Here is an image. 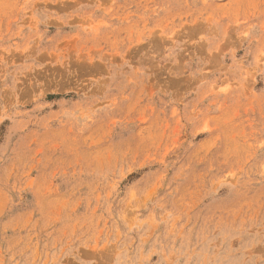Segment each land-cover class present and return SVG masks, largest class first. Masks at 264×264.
Returning a JSON list of instances; mask_svg holds the SVG:
<instances>
[{"label": "rangeland", "instance_id": "obj_1", "mask_svg": "<svg viewBox=\"0 0 264 264\" xmlns=\"http://www.w3.org/2000/svg\"><path fill=\"white\" fill-rule=\"evenodd\" d=\"M0 264H264V0H0Z\"/></svg>", "mask_w": 264, "mask_h": 264}]
</instances>
